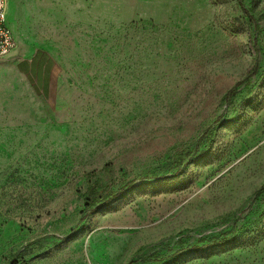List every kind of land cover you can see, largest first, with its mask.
I'll list each match as a JSON object with an SVG mask.
<instances>
[{
    "label": "rangeland",
    "instance_id": "obj_1",
    "mask_svg": "<svg viewBox=\"0 0 264 264\" xmlns=\"http://www.w3.org/2000/svg\"><path fill=\"white\" fill-rule=\"evenodd\" d=\"M7 1L0 264H264V0Z\"/></svg>",
    "mask_w": 264,
    "mask_h": 264
},
{
    "label": "trees",
    "instance_id": "obj_2",
    "mask_svg": "<svg viewBox=\"0 0 264 264\" xmlns=\"http://www.w3.org/2000/svg\"><path fill=\"white\" fill-rule=\"evenodd\" d=\"M243 84L242 81L237 82L234 86L231 87V89L227 92L225 97V102H230L232 97L238 92L239 87ZM221 126V121L216 120L200 137L198 144H200L206 137L209 139H212L215 137L218 128ZM194 151L190 152L188 149H183L179 151L175 155V161L182 164V167H184L186 164H188L193 157ZM105 170L107 172H112L111 166H106ZM152 174H147L145 177H138V179H144V178H151ZM137 180V179H136ZM130 181L124 185H122L120 188H118L116 191H113L110 188H103L100 189V185L102 180L97 179L95 181L92 180V175H89L88 177V188H87V198L85 201V212H93L95 210H98L109 203L117 200L118 198L122 197L126 193H128L131 189H133L135 181ZM227 234H230V237H227ZM232 238V233H226L221 236L211 237L208 239L207 246H218V245H224L227 244ZM162 256H159L157 254H151L149 256L139 257L138 260H160Z\"/></svg>",
    "mask_w": 264,
    "mask_h": 264
},
{
    "label": "built area",
    "instance_id": "obj_3",
    "mask_svg": "<svg viewBox=\"0 0 264 264\" xmlns=\"http://www.w3.org/2000/svg\"><path fill=\"white\" fill-rule=\"evenodd\" d=\"M7 0H0V58L9 55L17 45L13 30L7 22Z\"/></svg>",
    "mask_w": 264,
    "mask_h": 264
},
{
    "label": "crops",
    "instance_id": "obj_4",
    "mask_svg": "<svg viewBox=\"0 0 264 264\" xmlns=\"http://www.w3.org/2000/svg\"><path fill=\"white\" fill-rule=\"evenodd\" d=\"M8 22V21H7ZM9 25V22H8ZM10 27V25H9ZM11 28V27H10ZM17 57V56H16ZM25 60H27L30 66V71H26L23 69V64L25 63ZM50 62V58L45 57L44 54L41 55H33L30 59H21L17 60L14 56L12 59H9L8 65L13 69V71L17 74L19 78L24 79L25 75L28 77V75L31 73L32 69L35 70L36 72L39 71V68L41 66L46 67V65Z\"/></svg>",
    "mask_w": 264,
    "mask_h": 264
}]
</instances>
